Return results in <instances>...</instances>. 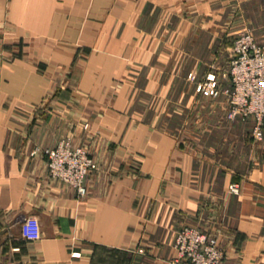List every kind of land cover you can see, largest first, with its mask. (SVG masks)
Returning <instances> with one entry per match:
<instances>
[{"label":"crops","instance_id":"crops-1","mask_svg":"<svg viewBox=\"0 0 264 264\" xmlns=\"http://www.w3.org/2000/svg\"><path fill=\"white\" fill-rule=\"evenodd\" d=\"M242 28L264 40V0H0V264H174L187 225L264 264V135L196 90L230 86ZM65 137L84 196L49 175Z\"/></svg>","mask_w":264,"mask_h":264},{"label":"built area","instance_id":"built-area-1","mask_svg":"<svg viewBox=\"0 0 264 264\" xmlns=\"http://www.w3.org/2000/svg\"><path fill=\"white\" fill-rule=\"evenodd\" d=\"M232 49L227 71L230 86L222 90L217 75L210 72L197 82L196 88L205 96L225 92L227 118L253 120L252 137L259 141L264 127V40L251 30H242L233 40ZM44 153L48 158L49 175L71 184L80 196H84L87 192L85 178L97 169V162L89 152L81 146H74L65 137L56 146L44 149ZM228 189L239 193L240 185L231 183ZM21 226L27 236L29 231H34L33 235L38 233L36 221L32 219H24ZM174 247V264H221L225 255L218 238L197 226L179 228Z\"/></svg>","mask_w":264,"mask_h":264},{"label":"rangeland","instance_id":"rangeland-1","mask_svg":"<svg viewBox=\"0 0 264 264\" xmlns=\"http://www.w3.org/2000/svg\"><path fill=\"white\" fill-rule=\"evenodd\" d=\"M242 30H250V28H249V29H248V28H242V29L239 30V32L242 31ZM239 32H238V33H239ZM227 61H228V62L226 63L225 68H226L227 71H228V68H229V61H230V60L228 59ZM196 86H197V82H196ZM196 90H197V88H196ZM263 135H264V130H263ZM262 138H263V137H262ZM261 140H262V139H261ZM257 142H259V141H257ZM23 222H24V220L22 221V223H23Z\"/></svg>","mask_w":264,"mask_h":264}]
</instances>
